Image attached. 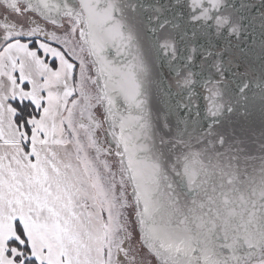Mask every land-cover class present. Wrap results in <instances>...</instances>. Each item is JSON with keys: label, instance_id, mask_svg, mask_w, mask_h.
Listing matches in <instances>:
<instances>
[{"label": "snow or ice", "instance_id": "1", "mask_svg": "<svg viewBox=\"0 0 264 264\" xmlns=\"http://www.w3.org/2000/svg\"><path fill=\"white\" fill-rule=\"evenodd\" d=\"M0 264H264V0H0Z\"/></svg>", "mask_w": 264, "mask_h": 264}]
</instances>
